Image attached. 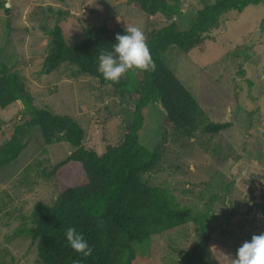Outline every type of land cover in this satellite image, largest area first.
Segmentation results:
<instances>
[{
    "label": "rangeland",
    "instance_id": "1",
    "mask_svg": "<svg viewBox=\"0 0 264 264\" xmlns=\"http://www.w3.org/2000/svg\"><path fill=\"white\" fill-rule=\"evenodd\" d=\"M0 1L12 18L9 26L0 9V75L4 68L17 73L38 109L72 115L86 130L83 144L101 155L124 138L134 120L136 98L78 74L72 64L45 73L54 26L62 27L70 45L81 40L86 25L115 28L122 21L142 27L148 38L172 22L185 29L216 0H167L179 11L173 17L148 16L133 0ZM211 36L209 46L183 52L173 45L163 54L202 109L196 133L188 137L164 131L166 114L156 102L145 111L140 139L159 155L143 180L169 192L179 207L190 208L194 215L207 214L216 245L203 244L197 225L189 220L137 244L138 264H185L182 253L198 244L209 264H231L229 257L249 235L264 232V0L223 13ZM121 79L127 81L128 73ZM23 110L17 101L0 111V148L14 134ZM227 122L232 126L226 131L205 132L208 123ZM20 138L23 151L0 168V264H43L38 242L29 233L30 217L37 203L53 205L60 195L62 186L46 172L72 148L61 137L48 145L38 127L26 129Z\"/></svg>",
    "mask_w": 264,
    "mask_h": 264
},
{
    "label": "trees",
    "instance_id": "2",
    "mask_svg": "<svg viewBox=\"0 0 264 264\" xmlns=\"http://www.w3.org/2000/svg\"><path fill=\"white\" fill-rule=\"evenodd\" d=\"M134 5L148 16L179 14L167 0H133ZM260 0H216L205 5L182 29L172 22L154 31L147 38L156 63L155 72L131 71L127 81H105L97 71L101 51L112 50L116 34H125L128 24L120 22L115 28L106 25L83 28L82 38L68 44L62 27L56 24L49 34L48 54L43 61L45 73L57 71L62 64L77 67V73L100 80L104 86L113 85L117 93H129L136 98L134 120L116 146H109L103 154L87 148L83 141L86 130L72 115H60L51 109H38L31 92L15 72L3 69L0 75V111L20 101L24 110L12 137L0 148V168L13 162L24 149L21 136L25 130L38 127L51 145L63 138L72 148L52 169L46 172L62 186L53 205L37 203L31 214L29 233L38 242L39 258L43 264H138L135 246L150 241L154 236L193 220L203 244L214 247V237L206 225L207 214L194 215L190 208L179 207L166 190L152 187L143 174L153 170L159 155L146 148L140 139L145 125V111L149 104L159 102L166 114L165 130H174L192 137L198 130L202 109L198 101L163 60V54L177 46L183 52L209 46L212 30L218 18L231 10L242 11L257 5ZM176 8V9H175ZM0 9L12 22L10 10L0 1ZM232 123H208L205 132L219 134L230 129ZM74 227L93 248L90 257H81L69 246L65 231ZM249 235L246 241H250ZM185 264H209L202 245L182 253Z\"/></svg>",
    "mask_w": 264,
    "mask_h": 264
},
{
    "label": "clouds",
    "instance_id": "3",
    "mask_svg": "<svg viewBox=\"0 0 264 264\" xmlns=\"http://www.w3.org/2000/svg\"><path fill=\"white\" fill-rule=\"evenodd\" d=\"M115 40L111 51H101L98 56L97 71L105 81L119 83L130 71H156V63L142 27L128 26L125 34H116ZM65 237L69 246L81 257L93 254V248L76 228L68 227ZM229 258L231 264H264V232L254 234L250 241H244L235 256ZM74 264H81V261L78 259Z\"/></svg>",
    "mask_w": 264,
    "mask_h": 264
},
{
    "label": "water",
    "instance_id": "4",
    "mask_svg": "<svg viewBox=\"0 0 264 264\" xmlns=\"http://www.w3.org/2000/svg\"><path fill=\"white\" fill-rule=\"evenodd\" d=\"M228 205L230 208L233 206V202H232L231 197H228Z\"/></svg>",
    "mask_w": 264,
    "mask_h": 264
}]
</instances>
